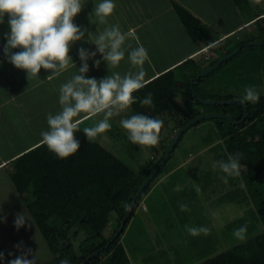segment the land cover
<instances>
[{"label":"trees","instance_id":"trees-1","mask_svg":"<svg viewBox=\"0 0 264 264\" xmlns=\"http://www.w3.org/2000/svg\"><path fill=\"white\" fill-rule=\"evenodd\" d=\"M249 1L237 0L236 3L241 6L248 4ZM173 5L191 36L195 39L199 38L201 36V19L176 0H173ZM258 15L255 18L257 24H260V19H264V17ZM4 27L8 32L7 20ZM246 35L247 37L235 36L234 41L231 37L232 43L224 49V53L219 52L217 56L214 55V58H208V54H206L204 57L209 60L208 63L204 64L200 61L198 63L195 57H189L149 79L143 88L133 94L136 97V102L132 105L137 114L160 119L163 121V126L168 127V130L162 127L159 136L162 153L158 155V158L156 155L151 157L152 163L149 164L145 172H135L125 160L97 138L94 141H89L83 129L90 127L91 124L87 122L90 117L81 119L80 131L76 132L81 146L74 155L60 159L40 142L13 159L11 178L23 195L38 227L47 239L53 255V259L42 263L36 261V264H60L64 259H68L70 264H80L90 253L106 244L108 245L105 249L91 257L85 264H133L123 244L124 232L144 195L163 176V172L169 169L166 164L181 146L179 144L189 127L179 137L174 150L138 197L122 232L114 240L111 238L120 227L138 188L162 158L172 137L188 120L200 114L198 104L203 102L196 99L190 91L191 77L237 45L256 38L264 40V25L261 26L258 35L251 33ZM206 36L209 37L208 34ZM218 42L216 41L214 44ZM213 48V45L210 46L209 51ZM261 49H264V44L243 47L218 67L196 79L194 82L196 91L201 96H206L200 91L199 85L208 77L225 67L231 59L237 58L241 52L251 50L263 53L260 51ZM192 63H195L194 69L190 65ZM149 93L152 95L154 107L142 106L140 103ZM259 95L258 102H245L248 106V114L241 123H233L224 117H214V121L210 122L207 129V136L202 138L201 145L197 150L204 149L205 151L206 148L207 150H216L214 158L217 161L227 160L229 154L241 153V171L250 174L257 183L264 184V93ZM242 96L227 93L213 97L240 100ZM180 97L185 99L182 105H179ZM213 105L215 107L212 109L213 111L230 113L237 120L243 117L244 107L239 102L213 103ZM165 112H171L170 121L167 117H162ZM152 147L154 153L158 152L159 149L156 145ZM180 152L184 153L183 160L185 162L191 152L185 148ZM176 173H171L170 178ZM165 180L167 179H161L157 183L155 191ZM176 182L178 183V180ZM261 192L264 193L263 189ZM254 198L253 202L256 204L264 224V194L262 197L254 194ZM113 215L117 216V224L112 229V234L106 236L103 233L106 224L104 226L100 224L104 217L109 219ZM204 248H200V251H203ZM206 249L208 250L205 248L204 251ZM170 250L172 251V247ZM14 256L5 255L6 259L0 262L13 259ZM195 264H264V227L252 238Z\"/></svg>","mask_w":264,"mask_h":264},{"label":"rangeland","instance_id":"rangeland-1","mask_svg":"<svg viewBox=\"0 0 264 264\" xmlns=\"http://www.w3.org/2000/svg\"><path fill=\"white\" fill-rule=\"evenodd\" d=\"M178 1L186 3L184 6L195 12V14L201 19V34L205 36L208 34L211 35V37L216 36V33L219 30H223L226 27L233 25L238 19V17H236L237 13L241 14V17H243L246 16L248 12L253 14L258 10H264V0H250L248 4H243L241 6H236L237 0ZM116 6L118 7L117 1ZM172 7L175 10L174 5H172ZM167 16L168 14L165 16L163 15L162 18ZM87 20L89 23L91 22L90 18ZM93 21L95 22L94 17ZM74 23L81 27L82 30L84 29V25H81L84 23L83 11H81L75 18ZM110 24L111 23H109L108 20V25ZM106 26L107 25H105V27ZM92 33H96V31L92 30ZM86 40L87 35L85 36V40L72 45L76 55H78V49L81 47L90 49L92 44L86 43ZM232 40H235V35L232 36ZM13 51H19V49H13ZM260 51L263 52L264 55V49H261ZM248 53L241 52L239 56L237 55V58L235 57L233 60L231 59L227 65L233 63L230 68L236 67L235 65H238L237 60L241 57H246V55H249ZM242 54L243 56H241ZM173 56L174 54L172 52L167 53L169 59ZM2 57L4 58L5 55L3 54ZM3 58L0 60V66L4 65L6 72L13 74L16 67L9 63L7 58L4 60ZM95 59L101 60L100 66L97 68L94 60L89 59L88 78H96L97 80H100L113 72H118L123 76L128 72H136L138 70L137 68L131 67L130 62L127 64L120 63L117 67L109 69L99 53H97ZM244 61L248 62L247 57ZM245 62L241 66L243 69L234 71L235 68H233V70L230 69L222 72L228 73V76L224 77L223 81H226L224 85H221L217 81H212L211 83L208 82L207 87H217L221 85L223 89L228 91L229 89H232L233 92L244 93L246 87L252 86L259 94L264 93V87H262L261 90L260 84L257 80V77H261L264 80V70H262L258 64H254L252 70L249 72L246 70ZM255 62L259 63L258 60H255ZM147 65L148 64L145 63L143 66L146 73L148 69ZM80 66L81 61L79 60L75 64L76 72H78ZM222 68L225 69V67ZM73 70L74 67L69 71ZM53 71L54 70L46 71L42 69L40 74L43 73L44 77L46 73ZM179 74H181V72H179ZM234 75L237 76V79L233 78ZM10 76V85L12 88L17 85L22 77L24 78L26 85L31 86L32 78L29 80L27 73L24 70H20L17 77ZM62 81L61 77H59L57 84L58 88L55 90H47L48 92L42 93L45 96L47 103V99L50 100L51 96L53 99H57L56 97L58 96L59 89L63 84ZM227 82L229 83L228 85ZM53 84L54 83L48 85V87H51ZM29 91L30 92L22 93V95L26 97L25 100L22 101V104L31 107V110L26 107V112L28 114L33 110H38L32 119L34 123H39L40 130L37 132L39 133L48 129V125L46 126L45 124L47 123V116L49 113L54 114L58 112V110L60 111V104H57L55 101L56 106L53 107V109L58 108L56 111L51 112V108L40 110V108L35 105V99H37L40 93H35V90ZM207 91L208 90L202 92V94L206 95H202L203 97L215 98L213 97L214 95L222 94L219 91H215L214 88L209 89V92L211 93H208ZM179 105H182V103L179 102ZM214 108L213 103L198 104L200 114L213 111L212 109ZM21 111L23 110L21 109ZM133 114L137 113L132 105L119 116L111 118V128L105 133L100 134L97 139L125 160L135 172L141 173L145 172L149 164L152 163L151 157L153 155H156L158 158V155L162 153V148L160 141H158L156 147H158L159 150L154 153L152 146L133 144L128 139V134L121 127L120 120L128 118ZM170 114L171 112H165L162 117H167L169 120ZM102 118L103 114L101 113L90 117L87 122L91 124L90 126H93ZM28 121H31V119ZM213 121L214 117H208L189 126V129L186 131L179 144L182 146V149L181 146H179V149H177V151L171 156L166 166L175 167L184 161V153L180 152L183 148L191 152L187 164L184 163L183 166L179 165L180 168H178L176 174L163 181L154 193L145 198L144 203L148 206V209L142 208L141 204L143 201L137 206L122 239L133 264H195L209 256L231 248L235 244L244 242L237 240L233 236V229L247 224L248 231L246 240L260 233L263 229L264 224L253 199H255L254 194H258V196L262 197L264 193L262 194L261 191L262 189L264 191V184L257 183V181L251 178L250 174H246L241 170L239 176L229 177L228 183H224L220 179V176L224 175V173L220 172L218 169L214 170L212 167L213 162L217 161L214 158L217 151L207 150V148L205 151L204 149L203 151L197 150L201 145L202 138L206 137L208 134L207 129L209 128L210 122ZM163 127L168 130V127ZM177 180L178 183L176 182ZM180 203L187 204L189 211L182 212L179 208ZM110 217L109 219L108 217H104L100 224L101 226L106 224L103 228V233L106 236L112 234V229H114L117 224V216L113 215V217ZM185 225L206 226L210 231L207 235L200 234L198 236H191L185 230ZM207 240H210V242H207ZM46 242L47 239L45 238L44 247L39 241L34 244V247L37 248L36 256L40 260H43V258L46 260L53 259L52 251L50 250L49 245H46ZM164 247L166 248L164 249ZM171 247L172 251L170 250ZM204 247L208 248V250L206 249V251H204ZM200 248H204L202 249L203 251H200ZM180 255L181 258H179Z\"/></svg>","mask_w":264,"mask_h":264},{"label":"clouds","instance_id":"clouds-1","mask_svg":"<svg viewBox=\"0 0 264 264\" xmlns=\"http://www.w3.org/2000/svg\"><path fill=\"white\" fill-rule=\"evenodd\" d=\"M84 2L85 0H0V24L5 23V17H8L4 55L17 69L26 71L29 80L40 74L42 69L46 71L67 69L69 64L73 63L70 56L72 45L85 40L86 35L85 42L95 45L96 51L83 47L78 49L81 61L78 74H74L61 85L60 111L48 114V129L41 132L40 142L60 159H66L80 149L81 143L76 137V132L80 131L82 120L79 117L82 113L86 114L85 118L103 114V118L93 126L83 129L86 138L94 141L111 128V118L119 116L136 102L133 94L145 86L146 71L143 66L145 62L151 63L143 46L131 48L130 51L125 48L126 41L132 37L131 31L122 32L118 24L108 25V18L116 9L114 0H101L95 4L90 17L92 23L95 17V23L107 25L103 31L97 29L96 33H91L74 23L82 11ZM214 43L204 46L199 52H208ZM13 49L19 51L14 52ZM126 51L129 62L138 69L136 72H128L123 76L113 72L100 80L87 77L89 59L94 60L97 68L100 66L101 60L95 59L97 53L111 69L125 59ZM259 99L258 91L248 86L244 89V95L240 97V103H256ZM140 103L142 106L154 107L151 93ZM120 125L133 144L154 146L159 141L163 121L144 114H133L121 119ZM241 158L242 154L239 152L235 155L229 154L227 160L214 161L212 167L224 173L220 179L228 183L229 177L240 175ZM179 208L182 212L189 211L185 203H180ZM29 220L25 211L16 215L14 224L20 229ZM185 230L191 236L207 235L210 231L206 226L190 225H185ZM247 231L248 225L244 224L233 229L232 234L237 240L245 241ZM16 247L21 250V254L14 256L8 264H36L37 257L31 249L24 250L22 244ZM5 259V255L0 253V261ZM60 264L70 262L64 259Z\"/></svg>","mask_w":264,"mask_h":264},{"label":"crops","instance_id":"crops-1","mask_svg":"<svg viewBox=\"0 0 264 264\" xmlns=\"http://www.w3.org/2000/svg\"><path fill=\"white\" fill-rule=\"evenodd\" d=\"M116 1L118 2V7L116 6L114 14L108 18L109 23H111L110 25L118 24L122 32H132V37H130L125 44L127 51H130L131 48L138 46H143L147 50L151 63L145 62L148 64L145 82L192 56L196 58L197 62L200 61L204 64L208 63L209 60H206L207 58L204 56L208 54L210 58H214L219 52L224 53V49L232 43V40L230 39L232 36L247 37L246 34L249 33L258 35L261 26L264 25L263 18L260 19V24H257L258 22L256 21V16L258 14V16L264 17V10H258L253 14L248 12V14L243 17H241V14L237 13L236 17H238V19L235 23L223 30H219L216 33V36L211 37V35H209V37H207L201 34L199 38L195 39L191 36L187 27L179 18L177 11L173 9V0H114L115 4ZM176 1L179 2L178 0ZM99 2H101V0H85L82 8L84 13V23L81 25H84V29H87L88 32L91 33L92 30L97 32V29L103 31L105 28V25H98L97 23L95 24V22L89 23L87 20L92 16L95 4H98ZM179 3L183 5L186 4L182 2ZM237 5L238 4L236 3V6ZM167 14V17L162 18L163 15L165 16ZM1 32L0 27V42L2 37ZM254 40L263 39L256 38ZM216 41L219 42L213 45L214 48L211 51L208 50V52H199L204 46ZM74 44H78V42ZM90 50L96 51L95 45L92 44ZM127 51L125 59L120 63H129ZM168 52H172L174 54L171 59L167 57ZM244 53L249 54L246 55L248 62L244 61L246 57H241L244 59L240 58L237 60L238 65L236 64V67H233L235 68L234 71L243 69L241 66L244 62L246 63V70L249 72L252 70V66L254 64H258V66L264 70L263 53L251 50H247ZM3 54L4 52L0 56V60H2ZM256 54L260 58L257 57ZM70 56L72 57L73 63H70L67 69L62 71L54 70L53 72L46 73L44 77L43 73L37 75L31 79V86H27L24 78L22 77L17 85L12 88L10 85V75L17 77L18 72L21 69L16 68L12 74L10 72H6L4 65L0 66V253H3L4 255H9V253L14 254L15 256L20 255L21 250H18L16 247L19 244H22L24 250L31 249L35 255L37 253V248L34 247L36 242L39 241L43 247L45 246V236L38 227L23 195L15 186L11 178V171L13 168V159L33 146L39 144L42 139L41 132L37 133L40 130L39 123H34L32 119L38 110H33L29 114L26 112V107L29 110H31V107L22 104V101L26 98L22 95V93L30 92L29 90H35V93H40L37 99H35V105H37L40 110L47 108H51V112L58 110V108L53 109V107L56 106L55 101L59 104V93L56 97L57 99H53L52 96L50 100L47 99L48 103L42 93L48 92L47 90H55L58 88L57 84L59 77H61V80H63L62 82L65 83L71 79L74 74H78L75 69V64L80 60V58L79 55L75 54L74 47L71 48ZM241 56H243V54ZM5 58L6 56L3 60ZM255 60H258L259 63H256ZM232 64L233 63H231V65ZM190 65L193 67L192 69H194L195 63ZM231 65H226L225 69L222 68L217 71L218 73L216 72L208 77L199 85L200 91L202 90L201 92H203L208 90L207 92L211 93L209 92V89L214 88L215 91H219L222 94L235 93L243 95L244 93L233 92L232 89H229L228 91L223 89L221 86L226 82L223 81L224 77L228 76V73L222 72L230 69L233 70L232 67L230 68ZM130 66L133 67L132 65ZM73 67L74 70L69 71ZM233 78L237 79V76L234 75ZM257 80L262 90V87H264V80L261 77H257ZM212 81H217L221 85L217 87H207L208 82L211 83ZM52 83L54 84L51 87H48V85ZM228 84L229 83L227 82V85ZM184 100L185 99L183 97L179 98L181 103H184ZM21 109L23 111H21ZM85 117L86 114L82 113L79 119H83ZM29 119H31V121H28ZM45 124L46 126L48 125L47 123ZM187 161L188 158L185 162L182 161L175 167H168L169 169L163 172V176L160 177L157 183L161 179H169V175L177 172L178 168H180L179 165L183 166ZM157 183H155V185H153L144 195L142 199L143 202L141 201L142 208L148 209V206L144 203L145 198L155 192ZM25 211L30 220L26 221L24 227L17 229L14 224L15 217L18 213H24ZM46 245H48L47 242ZM36 261L43 262L46 261V259L43 258V260H40L37 257Z\"/></svg>","mask_w":264,"mask_h":264},{"label":"water","instance_id":"water-1","mask_svg":"<svg viewBox=\"0 0 264 264\" xmlns=\"http://www.w3.org/2000/svg\"><path fill=\"white\" fill-rule=\"evenodd\" d=\"M8 20V17H5V21ZM1 31H2V37H1V42H0V56L3 53V47L4 44L6 43V34L7 31L4 27V23L1 24ZM252 44H264L263 40H254V41H248V42H244L241 43L239 45H237L236 47H234L233 49H231L230 51H228L227 53H225L223 56H221L217 61H215L214 63L206 66L204 69H202L199 73H197L196 75L192 76L190 79V91L192 92V94L194 95V97L196 99H198L199 101L203 102V103H224V104H228V103H236L239 102V99L236 98H225V99H218V98H207V97H203L201 96L195 89L194 87V82L196 81V79L204 76L205 74L209 73L210 71H212L213 69H215L216 67H218L220 64H222L225 60H227L229 57H231L233 54H235L237 51H239L240 49H242L243 47L247 46V45H252ZM243 107H244V114L243 117L240 120L235 119L230 113H226V112H221V111H210L208 113H201L196 115L195 117L191 118L190 120H188L184 125H182L180 127V129L176 132V134L172 137V140L170 142V144L168 145L165 153L163 154L162 158L159 160V162L156 164V166L154 167V169L151 171V173L143 180L142 184L140 185V187L138 188L137 193L135 194L134 198L132 199V201L130 202L125 216L122 220V223L120 225V227L118 228V230L116 231V233L112 236L111 240H114L119 234L120 232H122L125 223L127 221V219L129 218V216L131 215V212L133 210V207L138 199V197L140 196V194L142 193V191L144 190V188L147 186V184L150 182V180L153 178V176L157 173V171L159 170V168L164 164V162L166 161V159L169 157L170 153L174 150V146L177 143L179 137L182 135V133L193 123L202 120L204 118H208V117H224L229 119L231 122L233 123H241L245 120V118L247 117L248 114V106L245 103H240ZM108 244L102 246L101 248L95 250L94 252L90 253L83 262H81L80 264H85L91 257H93L94 255H96L97 253H99L101 250L105 249L107 247ZM11 259L1 262L0 264H8V261H10Z\"/></svg>","mask_w":264,"mask_h":264}]
</instances>
